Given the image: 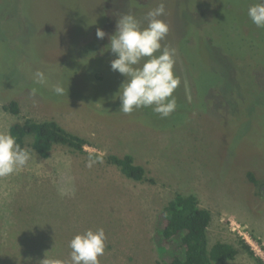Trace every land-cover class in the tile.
Returning a JSON list of instances; mask_svg holds the SVG:
<instances>
[{"label": "rangeland", "instance_id": "rangeland-1", "mask_svg": "<svg viewBox=\"0 0 264 264\" xmlns=\"http://www.w3.org/2000/svg\"><path fill=\"white\" fill-rule=\"evenodd\" d=\"M141 1L0 0V132L25 118L53 120L88 142L87 154L54 147L41 159L25 139L27 165L0 177V264H70V240L99 228L107 237L100 264H163L155 225L176 193L210 213L209 246L237 250L226 264H256L241 241L264 262V28L247 15L257 0ZM160 3L169 25L162 44L175 50L181 80L177 107L166 118L151 108L124 114L116 93L125 77L111 70L109 34L129 13L146 25ZM37 70L46 84L35 83ZM92 71L105 82L90 81ZM11 101L18 116L3 110ZM110 155L132 156L145 181L122 176Z\"/></svg>", "mask_w": 264, "mask_h": 264}, {"label": "clouds", "instance_id": "clouds-1", "mask_svg": "<svg viewBox=\"0 0 264 264\" xmlns=\"http://www.w3.org/2000/svg\"><path fill=\"white\" fill-rule=\"evenodd\" d=\"M165 14V6H159L146 13V25L133 14H125L117 20L116 30L110 36L108 49L115 55L110 63L112 71L125 77L116 96L120 100L119 111L132 114L142 108H151L161 118L170 116L177 107L175 90L181 80L174 73L175 50L162 44L169 33V25L159 17ZM247 15L257 28H264V0H257L249 6ZM106 33L97 29L96 36L103 39ZM37 84H46L45 73H34ZM33 89V93H35ZM56 95L62 96V84L53 87ZM31 153L17 143L10 132H0V177L15 174L24 168ZM98 161L89 159L91 168ZM99 162H102L99 161ZM106 234L103 228L88 229L75 235L69 242L70 264H100L104 255ZM42 264H64L63 261L45 258Z\"/></svg>", "mask_w": 264, "mask_h": 264}, {"label": "trees", "instance_id": "trees-1", "mask_svg": "<svg viewBox=\"0 0 264 264\" xmlns=\"http://www.w3.org/2000/svg\"><path fill=\"white\" fill-rule=\"evenodd\" d=\"M140 2L142 1L138 0L137 3ZM196 2L198 3V0ZM209 42L213 44L212 38ZM105 79L106 75L91 72L90 81L102 83ZM70 99L72 103L73 101L84 103L81 98ZM86 104L91 108L90 103ZM147 109L142 108L144 112L142 116L148 114ZM3 110L14 116L19 115L16 101L3 106ZM9 132L16 137L22 148H25V139L31 138L30 150L41 159H47L54 147L66 148L73 154H87L85 147L88 142L66 131L53 120L35 122L25 118L12 124ZM88 155L97 160L101 159L96 154ZM105 160L107 164L115 166L125 178L135 182L145 181L144 169L134 163L132 156L110 155ZM247 177L253 184H257L251 173H248ZM210 221V213L199 207L195 196L176 193L159 212L156 220L153 242L160 261L163 264H226L233 261L237 255V250L233 246L221 242L209 246L207 229ZM240 247L256 264H264L248 244L241 241ZM261 249L264 252V247Z\"/></svg>", "mask_w": 264, "mask_h": 264}]
</instances>
